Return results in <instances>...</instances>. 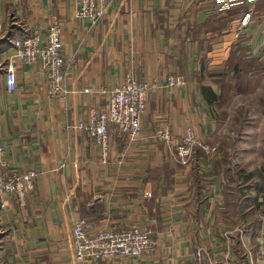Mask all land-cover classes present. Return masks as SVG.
Listing matches in <instances>:
<instances>
[{"label": "crops", "instance_id": "0c3cea01", "mask_svg": "<svg viewBox=\"0 0 264 264\" xmlns=\"http://www.w3.org/2000/svg\"><path fill=\"white\" fill-rule=\"evenodd\" d=\"M78 10L74 0H0V142L12 169L40 174L26 209L10 194L0 198V264H84L73 241L80 221L92 236L130 226L154 233V250L136 261L95 264H193L199 248L209 252L204 264H264V220L237 234L217 226L225 194L218 154L196 148L183 163L177 145L154 136L168 127L179 141L192 129L213 145L218 123L204 69L230 51L256 48L264 0H115L96 25ZM53 25L72 61L65 93L52 95L42 66L20 60L18 87L9 92L14 41ZM131 71L153 86L144 129L131 139L111 127L104 159L80 126L108 108L111 90ZM171 75L186 84L169 88Z\"/></svg>", "mask_w": 264, "mask_h": 264}, {"label": "built area", "instance_id": "2783aa9c", "mask_svg": "<svg viewBox=\"0 0 264 264\" xmlns=\"http://www.w3.org/2000/svg\"><path fill=\"white\" fill-rule=\"evenodd\" d=\"M81 19L98 24L106 15L115 0H74ZM247 1V0H234ZM251 14L244 16L246 25ZM14 53L5 68L6 83L9 92L18 87V69L16 61L26 64L39 63L45 72L48 87L52 95L65 93L67 78L72 61L65 54L62 30L59 25L51 26L46 33L32 31L23 38L14 41ZM169 87H181L186 84L183 75H171L167 82ZM153 86L141 80L132 71L124 81L115 86L109 94V105L105 110H93L88 126L81 125L88 135L101 146L102 156L107 159L110 154V129L114 127L119 135L137 138L143 131V117L148 109ZM89 93V89H85ZM155 138L168 146L177 145L179 156L187 163L195 154L196 148L212 154H219V149L200 139L194 130L177 140L168 127H158ZM40 177L35 168L23 171L12 169L7 160L6 147L0 142V198L12 195L22 209H26L29 198L35 193ZM75 256L84 264H95L103 260L122 259L136 261L155 247L153 231L148 227L130 226L124 229L105 231L92 236L85 221L74 227ZM209 258L205 248L196 250L193 264H204Z\"/></svg>", "mask_w": 264, "mask_h": 264}, {"label": "rangeland", "instance_id": "374dc122", "mask_svg": "<svg viewBox=\"0 0 264 264\" xmlns=\"http://www.w3.org/2000/svg\"><path fill=\"white\" fill-rule=\"evenodd\" d=\"M256 39V48L230 51L203 75L204 87L217 97L210 109L218 123L211 139L219 149L225 194L216 220L228 234L264 220V35Z\"/></svg>", "mask_w": 264, "mask_h": 264}, {"label": "trees", "instance_id": "16d2710c", "mask_svg": "<svg viewBox=\"0 0 264 264\" xmlns=\"http://www.w3.org/2000/svg\"><path fill=\"white\" fill-rule=\"evenodd\" d=\"M204 92H206L210 103L213 104L215 102V100L217 99L216 94L213 91V89H209V88L204 87ZM212 107L214 108V106H212Z\"/></svg>", "mask_w": 264, "mask_h": 264}]
</instances>
